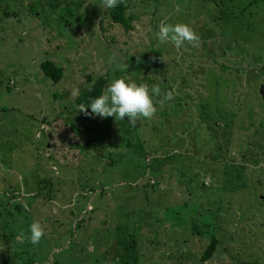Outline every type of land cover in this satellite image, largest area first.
<instances>
[{"label": "rangeland", "instance_id": "374dc122", "mask_svg": "<svg viewBox=\"0 0 264 264\" xmlns=\"http://www.w3.org/2000/svg\"><path fill=\"white\" fill-rule=\"evenodd\" d=\"M128 2L124 32L101 0H0V264H264V0ZM87 76L174 99L135 128L85 116Z\"/></svg>", "mask_w": 264, "mask_h": 264}, {"label": "clouds", "instance_id": "9594fccd", "mask_svg": "<svg viewBox=\"0 0 264 264\" xmlns=\"http://www.w3.org/2000/svg\"><path fill=\"white\" fill-rule=\"evenodd\" d=\"M123 4L127 6V0H101L100 7L113 9ZM157 37L160 43L170 42L176 49L191 46L198 48L200 46V36L192 27L187 24L177 23L175 25L161 22L159 24ZM162 59V58H161ZM112 62L110 58L109 63ZM127 67V65H125ZM94 88V82L89 85L88 91ZM74 95H79L77 89ZM153 96L163 97L159 102L163 104L164 100L174 99L173 91L162 92L159 85H154L149 89L147 84L129 83L125 79H115L109 84L98 97L91 99L90 103H80L77 105L79 113L93 118L99 117L106 119L114 117L123 121L127 118L132 127H136L141 119L151 120L154 118L157 107ZM91 109L89 112L88 109ZM27 237L21 234V241L27 240L32 245H38L45 235L44 229L39 221H33L29 227Z\"/></svg>", "mask_w": 264, "mask_h": 264}, {"label": "trees", "instance_id": "16d2710c", "mask_svg": "<svg viewBox=\"0 0 264 264\" xmlns=\"http://www.w3.org/2000/svg\"><path fill=\"white\" fill-rule=\"evenodd\" d=\"M81 2L82 1L77 2L78 4L77 6H79ZM128 7H129V2L127 0L126 7L123 4H121L117 6L116 8L108 9L109 20L115 24H118L124 32H127L128 30L132 29V20L134 18L133 15L125 14V11L128 9ZM39 67L42 73L46 77H48L52 82H56L60 78V74L62 71L61 67L58 65H55L50 60H47V59L42 60L39 63ZM87 80H88V83L86 84V86L81 90L78 96H75L74 102L77 105H79L80 103H86V104L90 103L91 99H94L103 93V88L106 83V79L104 76H97V77L87 76ZM93 82H94V88L91 92H89L88 91L89 85L92 84ZM162 92H165V91L162 90ZM185 96L189 97L190 95L188 93H185L183 97ZM159 98L163 99L162 96ZM203 106L204 105L202 104V107ZM41 181L42 183H45L47 184V186H49L48 179L43 178ZM214 243H215V240L211 238L199 256L201 260L208 258L212 254L214 247H215Z\"/></svg>", "mask_w": 264, "mask_h": 264}]
</instances>
